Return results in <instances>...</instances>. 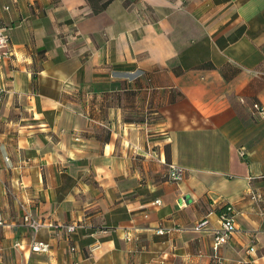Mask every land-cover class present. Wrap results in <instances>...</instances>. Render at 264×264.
Segmentation results:
<instances>
[{
    "label": "crops",
    "instance_id": "0c3cea01",
    "mask_svg": "<svg viewBox=\"0 0 264 264\" xmlns=\"http://www.w3.org/2000/svg\"><path fill=\"white\" fill-rule=\"evenodd\" d=\"M0 15V264H264V0ZM25 209L51 227L34 234Z\"/></svg>",
    "mask_w": 264,
    "mask_h": 264
},
{
    "label": "built area",
    "instance_id": "2783aa9c",
    "mask_svg": "<svg viewBox=\"0 0 264 264\" xmlns=\"http://www.w3.org/2000/svg\"><path fill=\"white\" fill-rule=\"evenodd\" d=\"M8 9V7H6ZM11 40H9V36L6 32V27L2 24V17L0 15V63H2L3 60L10 58L13 54L11 52ZM1 89H0V94H1ZM259 108V107H257ZM168 178L172 182H181L185 176L186 169L184 167H179L174 164H169L168 165ZM257 198H261V196H257ZM255 197V199H257ZM156 203L160 204V201H156ZM23 224L31 231L34 232V234H37V232L40 231V229L46 228V227H51L45 224L43 221L38 219L37 217L35 218L32 216L31 212L28 209H25L24 214H23ZM206 224V221H203L201 223ZM221 227L216 229L214 231V247L216 250H218L223 244H226L229 241V238L236 232L237 225L235 224V219L231 214L228 215H223L221 219ZM53 228H59L58 225H52ZM66 229L68 232H75L78 230V228H81V226L76 225V224H69L63 227ZM159 233H163V229L158 230ZM127 240H131L130 236H126ZM98 247V245L96 246ZM49 245L43 241L33 239L31 243V249L33 252L38 253V252H48L49 251ZM96 249V248H95Z\"/></svg>",
    "mask_w": 264,
    "mask_h": 264
},
{
    "label": "trees",
    "instance_id": "16d2710c",
    "mask_svg": "<svg viewBox=\"0 0 264 264\" xmlns=\"http://www.w3.org/2000/svg\"><path fill=\"white\" fill-rule=\"evenodd\" d=\"M112 0H89L91 6L94 9L95 13H100L104 9H106V6L111 2Z\"/></svg>",
    "mask_w": 264,
    "mask_h": 264
},
{
    "label": "rangeland",
    "instance_id": "374dc122",
    "mask_svg": "<svg viewBox=\"0 0 264 264\" xmlns=\"http://www.w3.org/2000/svg\"><path fill=\"white\" fill-rule=\"evenodd\" d=\"M50 247V246H49Z\"/></svg>",
    "mask_w": 264,
    "mask_h": 264
}]
</instances>
